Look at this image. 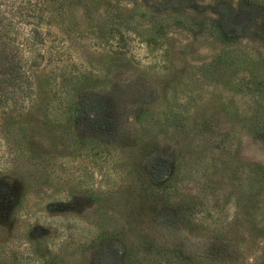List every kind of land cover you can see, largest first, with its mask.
<instances>
[{
    "label": "rangeland",
    "instance_id": "374dc122",
    "mask_svg": "<svg viewBox=\"0 0 264 264\" xmlns=\"http://www.w3.org/2000/svg\"><path fill=\"white\" fill-rule=\"evenodd\" d=\"M166 1L0 0V264H264V0Z\"/></svg>",
    "mask_w": 264,
    "mask_h": 264
},
{
    "label": "trees",
    "instance_id": "16d2710c",
    "mask_svg": "<svg viewBox=\"0 0 264 264\" xmlns=\"http://www.w3.org/2000/svg\"><path fill=\"white\" fill-rule=\"evenodd\" d=\"M167 2H169V0H167L166 3ZM143 3L145 4V0ZM232 29H234V27ZM229 30L221 29L220 32L226 40L231 39L228 33ZM3 40H6L7 43H3ZM27 41L28 39L26 35H24V31L19 29V27L7 24L0 29V106L7 103L12 95L18 94L16 89L26 90V87L29 86L30 78L36 73V71L29 73V69L37 65V61L25 55L23 48ZM5 47L9 48V53H5ZM25 67L27 68L25 69ZM5 88H12V93H8L9 98L6 97ZM12 101L17 100L13 99ZM1 110L0 114L11 112H7L3 110V108Z\"/></svg>",
    "mask_w": 264,
    "mask_h": 264
}]
</instances>
